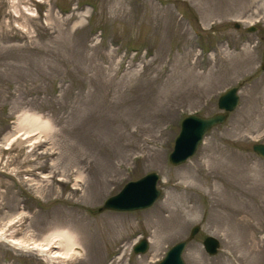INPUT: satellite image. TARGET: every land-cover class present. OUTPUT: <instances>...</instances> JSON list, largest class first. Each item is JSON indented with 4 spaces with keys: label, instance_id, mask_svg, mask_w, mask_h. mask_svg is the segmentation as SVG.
Wrapping results in <instances>:
<instances>
[{
    "label": "rangeland",
    "instance_id": "obj_1",
    "mask_svg": "<svg viewBox=\"0 0 264 264\" xmlns=\"http://www.w3.org/2000/svg\"><path fill=\"white\" fill-rule=\"evenodd\" d=\"M230 88L236 109L171 165L181 121L220 113ZM22 120L37 125L31 138ZM254 144H264V0H0L6 238L65 237L73 257L54 264H157L184 240V264H264V160ZM151 173L152 206L98 211ZM207 236L219 243L213 257ZM241 236L252 255L242 260ZM143 239L148 250L136 255ZM0 264L48 263L0 242Z\"/></svg>",
    "mask_w": 264,
    "mask_h": 264
},
{
    "label": "water",
    "instance_id": "obj_2",
    "mask_svg": "<svg viewBox=\"0 0 264 264\" xmlns=\"http://www.w3.org/2000/svg\"><path fill=\"white\" fill-rule=\"evenodd\" d=\"M250 31L253 30L250 29ZM238 102L237 89L231 88L219 96L217 100V107L220 113L207 118L196 115L186 117L181 123V130L169 156V163L177 166L190 158L196 152L204 135L213 127L222 124L226 120L228 113L236 109ZM252 150L258 157L264 159V144H254ZM158 181V175L151 173L137 181L129 182L117 195L106 200L98 211L146 209L152 206L160 196V190L157 189ZM198 231V226L193 227L190 231L189 239L194 238ZM186 244L187 241L184 240L172 246L165 258L158 264H184L181 255ZM218 246V241L213 237L208 236L203 240V247L210 256L216 254ZM147 250L148 243L144 239L133 248L135 254H144Z\"/></svg>",
    "mask_w": 264,
    "mask_h": 264
},
{
    "label": "bare ground",
    "instance_id": "obj_3",
    "mask_svg": "<svg viewBox=\"0 0 264 264\" xmlns=\"http://www.w3.org/2000/svg\"><path fill=\"white\" fill-rule=\"evenodd\" d=\"M28 12L31 13L30 11ZM20 128H21L20 131L21 130L24 131L22 139L31 138L30 133L38 129L37 125H33L31 122L29 121L26 122L25 120L21 121ZM76 182H80V181L77 179ZM163 211H164V208L161 207L159 211L157 212L156 218H158V222H161V215ZM173 212L174 213L176 212L180 216L183 215L184 217H187V213L183 212L180 208L174 209ZM232 212L234 213V216H237L241 213V211H238V212L232 211ZM238 223L239 224L243 223V220L238 219ZM260 227H261V221L257 220L256 225L252 229L254 236L255 234H257V232H259ZM155 233H157V231ZM165 238H166V235H162L159 237L158 242L155 243L156 249H158L160 244L164 242ZM0 242L7 244L8 246L12 247L15 250H21L23 252L33 253L38 256H41L47 261L48 264H54L56 261L60 259L64 260V259L73 257L72 255L74 254L73 253L74 250L72 249V247H68L66 238L61 235L60 236L56 235V236H53L52 238H48L43 243H37L35 241L26 243L19 238H15L14 236L6 238L0 232ZM240 242H241L240 247L242 248L243 253L239 256V259L242 260V259H247L251 257L252 255L249 252L248 248L246 247L245 238L241 236ZM190 260H192L193 263H196V259L195 257H192V255L190 257ZM229 264H234V263L232 262Z\"/></svg>",
    "mask_w": 264,
    "mask_h": 264
}]
</instances>
